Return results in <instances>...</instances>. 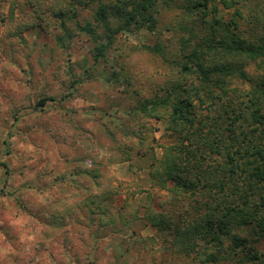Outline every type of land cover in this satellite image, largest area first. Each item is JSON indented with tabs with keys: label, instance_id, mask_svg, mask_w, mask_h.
I'll return each mask as SVG.
<instances>
[{
	"label": "rangeland",
	"instance_id": "374dc122",
	"mask_svg": "<svg viewBox=\"0 0 264 264\" xmlns=\"http://www.w3.org/2000/svg\"><path fill=\"white\" fill-rule=\"evenodd\" d=\"M84 2L0 0V264H214L157 225L185 226L186 205L174 203L182 193L161 163L178 136L166 127L167 110H134L176 81L199 83L179 75L177 41L187 33L177 27L188 3L168 0L155 33L120 31L94 62L96 44L75 28L92 21L96 3ZM216 3L229 20L234 8ZM158 35L162 56L142 48ZM244 72L249 81L227 77L224 93L213 88L222 99L214 103H246L264 67L247 62ZM202 100L198 116H214ZM257 248L264 252V242Z\"/></svg>",
	"mask_w": 264,
	"mask_h": 264
},
{
	"label": "trees",
	"instance_id": "16d2710c",
	"mask_svg": "<svg viewBox=\"0 0 264 264\" xmlns=\"http://www.w3.org/2000/svg\"><path fill=\"white\" fill-rule=\"evenodd\" d=\"M91 1L96 3L92 21L75 22V28L96 44L94 62L103 58L120 31L155 33L161 8L168 5V0H86L83 5ZM217 1L186 0L191 5L180 6L188 11L177 27L187 33L177 41L179 75L196 76L199 83L187 87L184 80L176 81L164 96L143 98L134 110L147 117L167 110L166 127L178 136L176 145L164 150L161 163L182 193L174 203L186 205L180 218L185 226L181 233L169 221L157 223L159 228L174 229L172 239L185 241L186 251L197 252L199 261L217 264L223 257H236L242 264H264V252L257 248L264 242V77L256 79L243 104L226 99L219 106L215 99H222L213 89L224 93L227 77L249 81L247 62L259 61L264 67V0H220L223 7L234 8L229 20L222 19ZM58 16L64 17L62 12ZM160 40L158 35L143 50L162 56ZM203 95L210 99L207 109L214 116H198Z\"/></svg>",
	"mask_w": 264,
	"mask_h": 264
}]
</instances>
